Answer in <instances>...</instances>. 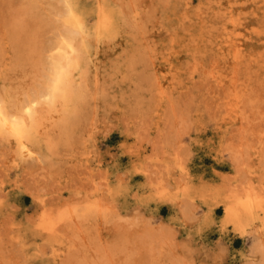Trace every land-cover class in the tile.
Returning <instances> with one entry per match:
<instances>
[{
	"label": "rangeland",
	"instance_id": "rangeland-1",
	"mask_svg": "<svg viewBox=\"0 0 264 264\" xmlns=\"http://www.w3.org/2000/svg\"><path fill=\"white\" fill-rule=\"evenodd\" d=\"M73 2L99 51L71 70L85 94L68 111L36 107V158L0 138V264H65L72 217L98 250L78 264L123 253L132 264H249L264 227V0ZM62 28L41 2L0 0V97L10 109L44 91ZM39 218L63 238L48 239ZM146 224L161 232L143 257Z\"/></svg>",
	"mask_w": 264,
	"mask_h": 264
},
{
	"label": "bare ground",
	"instance_id": "bare-ground-1",
	"mask_svg": "<svg viewBox=\"0 0 264 264\" xmlns=\"http://www.w3.org/2000/svg\"><path fill=\"white\" fill-rule=\"evenodd\" d=\"M29 2H41L43 3L44 7L46 8L48 15L51 19H54V21L58 24H61L63 27V31L60 33H57L59 35L57 37V43L54 48L55 54L52 55L49 61V78L47 81H45V89L44 91L38 95L37 97H27L21 98L17 104L13 107V109L9 108V105L0 97V138H3L10 142L11 144H14L17 151L24 157L33 158L35 154V148H34V140H35V127L37 121L36 113L38 112L36 109L39 108L38 105L44 104L47 106V109L49 110V113H52V115L56 112V109L58 107L61 108L63 111H68L71 108L72 101L74 97L79 93L80 95H84L85 91L83 88L75 89L74 87V81H73V74H71V70H73L74 67L78 64V59L82 57L83 55H90V50L92 46L94 47V51L98 53L99 51V45L98 43L94 42L95 40L98 41L99 36L95 37V39L90 38V30L87 29V26L85 24V21L83 18L80 17V13L76 8L75 3L73 0H58V2L62 3V6H53L50 4V1L48 0H28ZM53 4V3H52ZM56 5V4H55ZM108 11L104 6H101L98 11V17L101 18V22L99 25V32L100 35L103 34V31L108 29V23H109V17H108ZM236 16V15H235ZM234 16V17H235ZM232 17V16H231ZM228 18V17H227ZM240 20V19H239ZM226 21V20H225ZM23 22V21H22ZM98 23V20L97 22ZM228 23V22H227ZM237 24V23H236ZM97 26V25H96ZM95 26V27H96ZM231 26V24L229 25ZM238 26V25H237ZM98 28V27H96ZM95 28V29H96ZM94 29V30H95ZM93 32V31H92ZM238 32V31H237ZM235 33V31L233 32ZM228 34V32H227ZM226 34V35H227ZM230 34V33H229ZM236 35V34H235ZM233 38V36H230ZM235 40V39H234ZM230 41V40H229ZM238 41V40H237ZM94 42V43H93ZM236 43V41H233ZM225 43V42H222ZM229 43V42H228ZM227 43V44H228ZM232 43V42H231ZM230 43V44H231ZM234 43V46H235ZM229 44V45H230ZM233 45V44H231ZM228 47V46H227ZM230 47V46H229ZM232 48V47H231ZM236 48V47H235ZM224 49V48H223ZM222 49V50H223ZM229 50V49H228ZM218 51H221L218 49ZM237 51V50H236ZM234 52V51H232ZM95 53V54H96ZM236 53V52H235ZM221 54H223L221 52ZM236 57V55H235ZM236 60V58H235ZM94 61V60H93ZM92 61V62H93ZM95 64V62H94ZM21 73V72H20ZM19 73V74H20ZM23 77V76H22ZM21 77V78H22ZM28 78V76H27ZM28 80V79H27ZM23 84V82L21 81ZM16 84V82H15ZM88 84V83H87ZM17 86V85H16ZM19 86V85H18ZM17 86V88H18ZM23 87V86H22ZM22 87H20L21 90ZM84 87V84H83ZM16 89V87H15ZM14 89V90H15ZM20 89L17 91L20 92ZM25 91V90H24ZM27 91V90H26ZM87 91V90H86ZM22 92V91H21ZM28 92V91H27ZM29 93V92H28ZM22 94V93H21ZM23 95V94H22ZM16 96V95H15ZM18 96V94H17ZM239 97V96H238ZM237 97V98H238ZM20 98V97H19ZM236 98V97H235ZM234 98V101H235ZM242 99V97H239L238 99ZM243 100V99H242ZM237 101V100H236ZM239 102V100H238ZM16 103V102H15ZM238 106V104H237ZM38 107V108H36ZM235 107V104H234ZM242 108V107H241ZM237 109V108H236ZM245 109V108H244ZM238 110V109H237ZM242 111V109H240ZM246 110V109H245ZM240 111V112H241ZM249 111V112H248ZM247 112L251 114V109ZM253 111V110H252ZM259 111V110H258ZM246 112V111H245ZM246 112V113H247ZM244 113V112H243ZM242 113V114H243ZM245 113V114H246ZM259 113V112H258ZM264 113V112H263ZM262 113V114H263ZM58 113H56L57 115ZM247 114L249 117L251 115ZM241 115V114H240ZM239 115V116H240ZM244 115V114H243ZM260 115V114H259ZM247 116V117H248ZM263 116V115H262ZM235 117V114H234ZM241 117V116H240ZM239 117V118H240ZM256 117V116H255ZM264 117V116H263ZM242 118V117H241ZM254 118V117H253ZM249 119V118H248ZM255 119V118H254ZM253 119V120H254ZM234 120V119H233ZM241 120V119H239ZM238 120V121H239ZM258 120V119H257ZM236 121V120H235ZM240 122V121H239ZM242 123H244L241 120ZM240 122V123H241ZM253 122V121H252ZM250 124V123H249ZM252 124V123H251ZM244 126V124H241ZM247 125V124H246ZM245 125V127H246ZM242 126V127H243ZM247 128V127H246ZM244 130V129H243ZM36 158V156H35ZM26 159V158H25ZM253 191V190H252ZM246 192V189H245ZM261 192V191H260ZM244 193V192H243ZM251 193V192H250ZM255 193V192H254ZM253 194V192H252ZM251 194V195H252ZM263 194V192H262ZM257 195V193H256ZM237 196H235L236 198ZM242 197V195H241ZM248 197V196H245ZM252 197V196H251ZM254 197V196H253ZM260 197V196H259ZM257 195V198H259ZM264 197V195L262 196ZM256 198V197H255ZM246 199V198H244ZM250 199V198H249ZM261 199V198H260ZM264 199V198H263ZM240 200V199H239ZM258 200V199H257ZM256 199H253V201H257ZM262 200V199H261ZM241 201V200H240ZM243 202V201H241ZM244 202H247L244 200ZM253 202V203H254ZM260 202V201H257ZM264 202V201H263ZM240 204V203H239ZM237 203V207L239 205ZM232 205V204H231ZM243 211L248 210L250 208V203H243ZM257 205V204H256ZM236 206V205H235ZM228 207V206H227ZM258 207V206H257ZM262 208V207H261ZM259 209V207H258ZM226 212L227 217L234 216L235 220L237 221L236 211L232 210L231 208L224 209ZM264 211V210H263ZM46 214V213H45ZM62 214V213H61ZM47 215H52L51 213ZM246 215V214H245ZM257 215V214H256ZM55 216V215H54ZM73 216V215H72ZM101 217V214H99ZM249 216V215H248ZM52 217V216H51ZM261 218V216H259ZM72 223L76 227V231H74V238L71 242V245L68 247V254L66 255V261L65 264H78L81 263V260L84 259V251L86 248H90L89 254L92 258L96 259L98 258V250L96 247V242L92 240L90 236V226H81L79 225L77 218L72 217ZM231 219V218H230ZM264 219V218H263ZM40 220V218H39ZM36 227L40 230H44V232L47 233V238L51 239H60L63 238L59 234H56L52 228H46L45 222L40 220ZM47 221V220H46ZM50 221V220H49ZM56 221V220H55ZM58 221V220H57ZM57 223V222H56ZM246 223V222H245ZM48 224V223H47ZM51 224V223H50ZM61 224V223H60ZM66 224V223H65ZM149 225V224H148ZM146 226L142 229L141 232H139L138 236L140 238V245H143L141 250V256L147 255V251L150 250V244L152 243L153 239H155L156 236L160 234V230L156 231L152 227ZM264 225V224H263ZM51 226V225H50ZM65 226V225H64ZM63 226V227H64ZM55 228V227H54ZM254 228V227H253ZM37 229V230H38ZM67 229V228H66ZM252 230V229H251ZM61 231V229H60ZM59 231V232H60ZM96 230H94L95 233ZM70 232V231H69ZM118 232V231H117ZM247 232V230H246ZM245 232V233H246ZM61 233V232H60ZM66 233V231L64 232ZM254 233V232H253ZM252 233V234H253ZM62 234V233H61ZM135 234V232H134ZM136 235V234H135ZM249 235V233H247ZM134 236V235H133ZM65 237V236H64ZM73 237V236H72ZM132 239V236H130ZM251 237V236H250ZM136 238V237H134ZM157 238V237H156ZM164 238V237H163ZM168 238V237H167ZM252 238V237H251ZM165 239V238H164ZM67 240V239H66ZM169 240V239H168ZM70 240H67V242ZM134 241V240H133ZM250 244V251L246 252L250 254V257L252 259L248 262L249 264H264V227L260 229L258 232H255L253 234V239L251 240ZM116 242V241H115ZM170 242V241H169ZM66 243V242H65ZM134 243V242H133ZM132 243V244H133ZM159 243V242H158ZM70 244V243H69ZM122 244H128L122 241ZM121 244V245H122ZM130 245V247L132 246ZM160 244V243H159ZM164 244H167V240L164 241ZM171 243L167 245V247H170ZM44 245V244H43ZM129 245V244H128ZM134 245V244H133ZM158 246V244H155ZM170 245V246H169ZM108 247V245H105ZM116 246V245H114ZM154 246V245H152ZM161 246V245H160ZM164 246V245H163ZM105 247V248H106ZM124 247V246H121ZM110 248V247H108ZM111 248H113L111 246ZM172 248V247H171ZM171 248H169L171 250ZM55 249V248H54ZM67 249V248H66ZM100 249V248H99ZM130 249V248H129ZM168 249V248H166ZM154 250V249H153ZM158 250V249H157ZM162 250V249H161ZM56 252V250H54ZM168 251V250H166ZM166 251H164L166 253ZM34 252V251H33ZM57 253V252H56ZM73 253V254H72ZM130 253V252H129ZM128 253V254H129ZM158 253V252H156ZM161 253V251H160ZM168 253V252H167ZM170 253V251H169ZM132 254V252H131ZM34 255V254H33ZM157 256L159 255L156 254ZM170 255V254H169ZM172 255V254H171ZM110 256V255H108ZM156 256V257H157ZM182 256V255H181ZM184 256V255H183ZM138 257V256H137ZM142 257V258H143ZM155 257V258H156ZM171 257V256H170ZM258 257L261 258V262L258 261ZM108 258V257H106ZM130 255L126 256V253L118 254L115 256H110V264H132L130 263ZM180 258V257H179ZM219 258V257H218ZM129 259V260H127ZM148 259V257H146ZM185 259V258H184ZM184 259H182L184 261ZM107 260V259H106ZM151 260V259H150ZM172 260V259H171ZM181 260V259H180ZM159 261V260H158ZM105 262V261H104ZM170 262V261H169ZM168 262V263H169ZM172 262V261H171ZM221 262V261H220ZM140 263V262H139ZM150 263V262H148ZM155 263V262H153ZM167 264V262H165ZM164 263V264H165ZM173 263V262H172ZM171 263V264H172ZM182 263V262H181ZM246 263V262H245ZM84 264V263H83ZM135 264V263H134ZM158 264V263H157ZM163 264V261H162ZM170 264V263H169ZM176 264V263H174ZM178 264V263H177ZM247 264V263H246Z\"/></svg>",
	"mask_w": 264,
	"mask_h": 264
}]
</instances>
